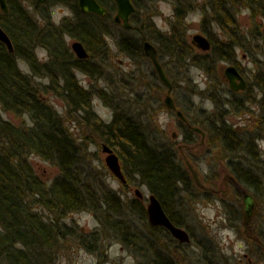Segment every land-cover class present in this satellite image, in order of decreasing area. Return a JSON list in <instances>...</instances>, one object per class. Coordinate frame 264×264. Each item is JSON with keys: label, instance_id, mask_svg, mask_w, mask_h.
<instances>
[{"label": "trees", "instance_id": "1", "mask_svg": "<svg viewBox=\"0 0 264 264\" xmlns=\"http://www.w3.org/2000/svg\"><path fill=\"white\" fill-rule=\"evenodd\" d=\"M52 1L69 3L75 11L73 19L60 24L48 19L46 24L41 25L35 14L11 0H8L9 12L0 11V23L15 48L10 52L0 42V264H57L59 249L66 245L70 237H77L90 250L98 249L102 239L99 233L95 235L80 228L77 232V227L65 221L69 213L85 209L101 220L105 234L117 235L125 243L129 240L139 243L142 239L144 250L156 255L157 264H176L165 250L154 245L153 237L141 236L131 228L129 219L116 220L118 215L124 216L123 200L115 191L97 181L92 170L86 168L80 144L71 135L64 117L48 99L49 93L62 98L70 112L82 114L84 119L93 123L95 129L105 136L103 145H109L122 158L127 175H138L159 198L170 219L178 226L189 228L183 214L185 205L181 206L179 196L181 189L190 192L191 180L184 161L178 158V151L170 144L160 147L153 143V135L144 119L122 105L114 84L86 88L76 75L77 70L88 74L89 78L100 74V70H96L99 69L97 63H92L91 59L97 49L105 51L107 38L114 37L112 27L118 24L112 15L116 12V4L113 0H99L108 7L107 15L101 17L83 14L78 0ZM133 1L137 9L131 22L133 28L140 32L139 41L131 36L116 37L124 53L132 58L145 56L142 45L146 39L156 43L160 59L162 52H168L175 59L185 56V65L191 60L219 81L217 61L238 64L236 48L244 34L237 12L246 6L253 15L264 18V0H207L213 17H204L203 28L211 39L212 48L204 54H195L197 47L186 37L184 40L181 32L167 35L156 31L149 23L147 28H141L137 18L138 5L136 0ZM188 2V5L193 3ZM188 2H181L180 7ZM188 7L191 6H185V12ZM207 20L213 26L218 25L224 39L215 37ZM67 36L82 41L91 54L90 58H78L69 47ZM38 46L47 52L49 60L39 59L35 51ZM25 63L27 67H23ZM255 76L264 110V68L258 70ZM228 92L236 94L231 89ZM95 98L114 106L116 114L113 121L104 122L98 118L92 102ZM214 99L220 107L223 100L219 97ZM223 113L224 110L219 114L214 131L220 147L231 154L242 152L243 148L247 151L234 158L235 161L230 160L231 174L243 187L254 184L259 190L264 176V158L256 154V139L249 131V134H241L222 117ZM10 114L25 116L24 121L13 122ZM192 139L186 128L185 142L192 145L195 143ZM35 155L57 167L59 174L50 181L43 179L33 165L31 157ZM131 210L146 218L144 207L133 204ZM233 213L235 217H240L235 208ZM152 229L156 236L162 231L170 241H177L162 226ZM148 258L150 264L155 263Z\"/></svg>", "mask_w": 264, "mask_h": 264}, {"label": "rangeland", "instance_id": "2", "mask_svg": "<svg viewBox=\"0 0 264 264\" xmlns=\"http://www.w3.org/2000/svg\"><path fill=\"white\" fill-rule=\"evenodd\" d=\"M184 1L136 0L138 24L141 28L144 26L147 28L149 23L156 31L167 35L181 32L183 39L185 40L186 37V40L192 44L195 34L207 35L203 28L204 17H213V14L207 0H187L193 3L188 5V2L180 7V3ZM11 2L30 8L28 11L35 14L41 25L46 24L48 19L60 24L73 19L75 15L69 3H55L52 0L43 3L38 0H11ZM185 6L191 7H188L185 12ZM237 17L244 36L240 41L241 44L236 48L238 63L236 65L248 80V86L244 91L237 92L235 95L228 92L230 88L224 76V69L227 64H232L230 62L223 60L216 62L217 75L221 79L219 81L207 75L204 68L195 65L191 60L185 65V56L175 59V56H169L168 52H162L161 57L174 83L175 88L171 94L176 103L180 107L185 106V113L194 125L201 126L207 131L205 144H201L200 137L199 139L194 137L193 145L195 146L185 142V155H190L189 161L200 172L205 185L215 187L216 191H207L209 192L207 193L197 185L183 154L179 151V144L182 142L181 131L176 123V117L168 113V107L165 106L168 88L156 75L152 60L146 55L132 58L124 53L117 43L116 37L121 35L138 40L140 35L138 29L128 30L120 25L112 27L114 37L106 39L105 51L97 49L95 57L91 59L92 63L98 65L99 69L96 70H100L96 78H89L88 74L80 70L76 71L80 83L86 88L108 87L114 84L122 105L140 119H144L150 134L153 135L151 137L153 143L157 144L156 136L160 135L159 131H161L162 138L178 151V158L184 161V167L189 171L187 173L191 180L190 192L185 191V188L181 189L179 196L181 206L185 205L183 214L192 235V241L189 244H182L178 240L170 241L168 235L162 231L156 236L148 222V216L143 218L131 210V206L136 204L147 211L151 193L149 187L143 184L138 175L132 173L127 175L126 171L129 183L123 184L106 165L107 153L103 152L105 136L95 129L93 123L84 119L82 114L70 112L62 98L52 93L48 94L51 104L64 117L71 135L80 144L86 168L92 170L97 181H101L110 190L115 191L123 200L124 216L118 215L116 220L121 222L122 219H129L132 222L131 228L141 236L153 237L154 245L165 250L176 264H264V176L259 183V191L256 187L250 191L254 194L257 204L254 208L253 220L250 222L252 231L247 229L245 222L247 207L244 197L248 191H245L243 195L234 186L231 181L234 176L231 178L230 167V160L235 161L234 158L247 151L243 148L242 152L231 154L224 147H220L218 137L214 133L219 122V114L224 110L222 117H225L226 121L236 127L241 134H249V132L253 134L258 151L264 158V110L260 90L255 83L256 73L264 68V18L253 15L246 6H242L237 12ZM206 22L208 26L211 25L215 37L224 39L222 38L224 33L217 24L213 26L210 20ZM66 39L71 47L73 38L67 36ZM160 47L163 49L162 46ZM35 51L40 60H49L47 52L42 47H36ZM197 53L205 52L197 48L195 54ZM23 67H27L26 63ZM213 95L223 100L220 107L214 101ZM231 99L233 104L230 102ZM92 102L100 120L110 122L113 119L116 109L112 104L101 98H95ZM24 117L9 115V118L16 123L24 121ZM174 132L179 133L178 140L172 137ZM210 138L214 141L208 143ZM31 158L36 171L43 179L50 181L59 174V169L50 162L36 155ZM136 189H140L145 198L138 199ZM234 208L240 213L239 218L235 217ZM65 221L72 227H77V232H79L78 228L95 235L97 232L102 239L98 243V249L90 250L83 246L77 237L75 239L70 237L66 240V245L59 249L57 264H150L148 257L157 264L156 255L144 250L145 243H142L144 242L142 239L138 241L139 243L136 241L132 243L130 240L125 243L123 239H118L117 235L105 234L102 230L103 223L91 211L85 209L69 213ZM131 237L128 236V238Z\"/></svg>", "mask_w": 264, "mask_h": 264}, {"label": "water", "instance_id": "3", "mask_svg": "<svg viewBox=\"0 0 264 264\" xmlns=\"http://www.w3.org/2000/svg\"><path fill=\"white\" fill-rule=\"evenodd\" d=\"M45 1V0H40ZM80 10L87 14L94 13L104 17L108 13V8L103 6L98 0H78ZM116 4L117 10L114 16V21L118 24H122L124 28L130 29L132 27L131 24V14L136 11L135 4L133 0H113ZM0 7L5 13L9 11V6L7 0H0ZM0 41L6 45L10 52L14 51V44L7 33V31L1 26L0 24ZM192 44L195 45L198 49L203 51H209L212 47V43L208 37L201 33H197L193 36ZM144 48V52L146 57H149L153 63L154 67L158 73L160 80L166 85L169 91V94L165 98V104L169 108H175L176 104L174 99L171 96V92L173 90V83L171 79L168 77L165 68L163 67L162 63L159 60L158 56V49L154 44L149 41L145 40L144 44L142 45ZM73 52L76 56L80 59H89L90 53L89 50L86 49L85 45L80 40H75L71 44ZM224 75L229 80L230 88L233 91H240L245 90L248 86L247 80L240 74L239 69L234 64L227 65L224 69ZM177 114L183 117V113L178 111ZM185 121L187 118L185 117ZM198 131L203 132V130L198 129ZM103 152L107 153L106 156V165L112 171V173L117 176L122 182H127L126 176L122 170V166L120 163V158L117 154L114 153V150L107 144L103 145ZM187 163L190 172L193 175L194 180L196 181L197 185L200 187H205L204 183L202 182L201 176L199 171L190 163L187 156ZM136 194L139 198H143V192L140 189H136ZM147 211H148V220L151 226H163L166 228L171 235L177 239L180 243H190L191 236L188 230L185 228L176 225L169 217L167 212L165 211L161 201L159 198L154 195V193L150 194L149 196V203H148ZM252 208V206H251ZM251 208L247 207V216L249 215V210L251 212ZM251 215V214H250Z\"/></svg>", "mask_w": 264, "mask_h": 264}, {"label": "flooded vegetation", "instance_id": "4", "mask_svg": "<svg viewBox=\"0 0 264 264\" xmlns=\"http://www.w3.org/2000/svg\"><path fill=\"white\" fill-rule=\"evenodd\" d=\"M28 9H30V8H28ZM0 10H1V7H0ZM81 11V10H80ZM87 15H89V14H87ZM141 31V30H140ZM161 60V62H162V64H163V61H162V59H160ZM153 63V62H152ZM154 65V64H153ZM230 65V64H229ZM236 65V64H235ZM163 67H165V65L163 64ZM236 67L239 69V71H240V74L247 80V77H246V75L240 70V68L236 65ZM155 68V67H154ZM165 70L167 71V69H166V67H165ZM167 74H168V71H167ZM156 75L158 76V73L156 72ZM169 75V74H168ZM159 77V76H158ZM225 79L227 80V83H228V85H229V80L226 78V76H225ZM161 81V80H160ZM162 82V81H161ZM163 83V82H162ZM164 84V83H163ZM247 84H248V80H247ZM165 86V85H164ZM229 87H230V85H229ZM241 91H244V90H240V91H233L234 93H237V92H241ZM169 94V91H168V93L166 94V96ZM171 94V93H170ZM171 96H172V94H171ZM166 98V97H165ZM172 98H173V96H172ZM174 99V98H173ZM174 101H175V99H174ZM175 104H176V107L175 108H167L168 109V113L170 112L171 114H172V116H175L176 117V123L178 124V127H179V130L181 131V135H182V142L179 144V151H181V153L183 154V157H184V159H186V156H187V158H188V160H191V159H189L190 158V155L189 154H187V155H185V129L187 128V131H188V133H189V138H193V139H195V138H198L199 139V137L201 138V144H205V138H206V136H207V131L204 129V128H202L201 126H198V125H194V123H193V121L190 119V117L189 116H187V114L185 113V109H184V105H182L181 107H180V105H178V103H176V101H175ZM165 106H166V104H165ZM178 111H181L182 113H183V117L184 118H182V117H180L178 114H177V112ZM185 117L187 118V121H185ZM111 121H113V119L111 120ZM168 126H169V123L167 124ZM197 128L198 129H201V130H203V132H200V131H198L197 130ZM164 129V128H163ZM159 134L160 135H158V136H156L157 137V145L158 146H160V147H167V146H169V143H168V141H165L162 137V135H161V131H159ZM172 137L174 138V139H177L178 137H179V133L177 132H174L173 134H172ZM195 137V138H194ZM192 139V140H193ZM178 140V139H177ZM212 141H214V139L213 138H210V140H209V142L208 143H211ZM186 143H188L187 141H186ZM194 144V143H193ZM192 144V145H193ZM199 144V143H198ZM200 145V144H199ZM193 146H195V145H193ZM187 149V148H186ZM191 153V152H190ZM260 154L259 153V151H256V154ZM120 157V156H119ZM186 161H187V159H186ZM120 162H121V166H122V169H123V171H124V173H125V168H124V164H123V160H122V158L120 157ZM126 175V174H125ZM232 178V177H231ZM126 179H127V182H124L123 184H125V185H127L128 183H129V180H128V178H127V175H126ZM203 180V179H202ZM232 182H233V184H234V186H236L237 187V189H238V191H240V193L241 194H243V191H242V189H241V187L240 186H238V184L235 182V180H231ZM205 184V183H204ZM253 187H254V189H255V185L254 184H251L250 186H247V189H246V198H245V203H246V207H248V208H251V206H252V208H251V212H250V210H249V215L247 216V218H246V225H247V229H250V230H252L253 231V229H252V225H250V222L253 220V216H254V208H256V200H255V198H254V194L252 193V192H250L252 189H253ZM253 189V190H254ZM257 189V188H256ZM203 190H205V191H216V188L215 187H212V186H208V185H205V187H203ZM257 191H259L258 189H257ZM244 195V194H243ZM145 198V197H144ZM251 214V215H250ZM252 236V235H251Z\"/></svg>", "mask_w": 264, "mask_h": 264}, {"label": "bare ground", "instance_id": "5", "mask_svg": "<svg viewBox=\"0 0 264 264\" xmlns=\"http://www.w3.org/2000/svg\"><path fill=\"white\" fill-rule=\"evenodd\" d=\"M151 227H155V226H151Z\"/></svg>", "mask_w": 264, "mask_h": 264}]
</instances>
